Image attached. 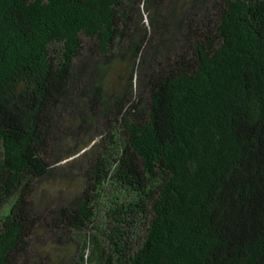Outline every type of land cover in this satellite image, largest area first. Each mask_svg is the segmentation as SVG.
<instances>
[{
  "label": "trees",
  "instance_id": "trees-1",
  "mask_svg": "<svg viewBox=\"0 0 264 264\" xmlns=\"http://www.w3.org/2000/svg\"><path fill=\"white\" fill-rule=\"evenodd\" d=\"M100 121L83 187L37 193L61 132ZM107 198L120 264H264V0H0V264H59L40 227L86 230Z\"/></svg>",
  "mask_w": 264,
  "mask_h": 264
},
{
  "label": "rangeland",
  "instance_id": "rangeland-1",
  "mask_svg": "<svg viewBox=\"0 0 264 264\" xmlns=\"http://www.w3.org/2000/svg\"><path fill=\"white\" fill-rule=\"evenodd\" d=\"M141 13L143 15V20L146 22V24H148L150 14L152 12H150L149 14L147 9L142 8ZM178 13L181 14V19L185 17L184 6H175L173 4L168 7L167 10H165L164 17H162L165 22L170 21L169 26L172 28V30L175 26L176 16L178 15ZM172 37L173 42H175L176 34L173 33ZM159 48V53H164L165 46L161 44L159 45ZM122 59L123 61H126V59L128 61L130 60L129 57L125 55L124 57H122ZM123 75L124 72H122L120 68H116L115 72H112V77L116 80L112 79L111 81H108L107 85H116L113 87H120L123 84L121 83ZM132 80L134 84V93L138 94V91L143 92V89L145 88L137 85L135 76L134 78L132 77ZM113 87L107 86L106 88ZM67 122V125L72 126L73 128H76L79 125V122H76L73 119L72 121L71 119H69V121L67 120ZM97 125L98 128L95 132L98 135L95 134L93 127L88 131L81 132L77 135H73L71 133L68 134V132L63 133L66 130L61 132L54 146L53 153L55 154V156L52 159L57 157H63L64 159L60 160L58 166H56L52 170L50 175H48L44 180L40 182L37 193H41L42 190L45 189L47 190V193H50V195L55 199H57L61 195L66 198H71L74 192H78L83 187L82 184H84L87 179H90V176L87 174L89 167L92 163H94L97 157V150L85 151V149H88V147L86 146L87 144H89L88 141L92 140L93 142L88 145L90 147L95 141L100 139L99 134L105 132L103 121L98 122ZM82 148L85 149L74 156H70L71 154L79 151ZM105 190L108 196H114L121 193L117 185H110ZM110 205V198L101 199V202L98 204V215L96 221L88 229L81 231H69L66 234L62 235L63 237L61 238L59 236H56L55 233H52L50 227L42 226L40 227V236L36 238L34 243L41 246L42 248L44 247L47 251H51L54 255L57 253L66 255H60V258H62L64 262L60 260L59 264H87V256L93 259V263L90 264H120L116 260V256L110 250L107 243V238L103 235V232L106 231L107 221L111 220V218L106 213L107 210L110 209ZM135 235L136 237L134 238V241L137 243L143 235L141 224H139L138 229L135 231ZM95 236L98 239L102 240V243L104 244L103 247L107 255L105 257L103 255V259L100 258L101 253L98 252L95 248V243L93 241V237ZM83 255H85V260H81ZM108 255H111V261H108V259H106ZM71 259H74V261H71Z\"/></svg>",
  "mask_w": 264,
  "mask_h": 264
}]
</instances>
